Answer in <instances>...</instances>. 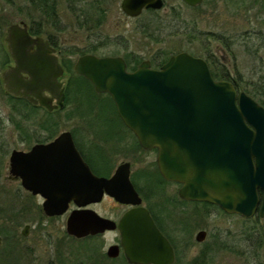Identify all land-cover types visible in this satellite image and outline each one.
<instances>
[{"label": "water", "instance_id": "water-1", "mask_svg": "<svg viewBox=\"0 0 264 264\" xmlns=\"http://www.w3.org/2000/svg\"><path fill=\"white\" fill-rule=\"evenodd\" d=\"M143 1L163 6L162 0ZM187 1L197 4L202 0ZM23 34L28 38L25 49L14 47L12 55L23 63L35 84L39 82L41 89L47 88L57 97L55 105L42 97L40 103L50 110L63 106L58 80L64 72L62 66L55 55L48 58L28 50L36 40L27 30ZM76 62L75 70L92 81L97 92L111 94L117 112L141 145L158 148L162 174L186 181L184 196L215 201L228 212L251 217L259 205L261 188L264 213V106L255 98L244 91L238 93L229 81L216 80L203 57L186 51L172 55L160 69H153L145 59L136 70L128 71L121 56L88 54ZM48 66L57 70L53 73L55 86L49 82ZM71 134L64 131L27 153L15 150L12 177L21 176L26 189L47 197L44 210L49 216L66 212L71 200L78 206L98 202L104 189L123 203L138 205L125 212L118 224L94 209H75L68 217L67 231L82 238L118 227L130 263L172 264L174 249L149 210L140 204L142 198L130 180V163L121 164L111 178L95 175ZM117 247L108 251L113 257Z\"/></svg>", "mask_w": 264, "mask_h": 264}, {"label": "flooded vegetation", "instance_id": "flooded-vegetation-1", "mask_svg": "<svg viewBox=\"0 0 264 264\" xmlns=\"http://www.w3.org/2000/svg\"><path fill=\"white\" fill-rule=\"evenodd\" d=\"M162 1L164 4L159 8L149 5L143 0H0V176L3 165L6 166L4 164L6 155L9 156L6 168L9 171L10 156L15 150L30 152L34 146L48 144L65 131L56 133L58 121L54 113L58 108L50 110L47 106L42 105L39 100L42 97L51 102V105H55L57 103L56 95L47 88L41 89L39 82L35 84L32 81V76L24 70L23 63H18L12 55V48L14 47L18 50L25 49L23 43L28 38L23 34L24 31L27 30L30 38L36 40L35 44L26 47L28 50L36 55L42 53L48 58L55 55L64 67L63 76L59 79L63 83L65 107L70 101V92L68 90L69 83L64 80V76L71 72L69 66L73 64L74 67L75 65V62H73L74 55L80 57L87 53H94L98 56H122L127 62L128 70H136L145 59L150 61L153 68H160L166 62L165 60L161 62L160 52L146 57L130 49L126 50L127 52L124 54H117L113 49L112 51L109 50L110 47L114 48L130 43L132 35L128 28L133 29V37L140 34L139 40L149 43L153 42L155 37H158L161 28H164L169 18L175 17L181 21L182 34L185 33L192 40H200L201 32L199 31L196 34L195 31L197 22L184 19L181 13L185 7L193 12L200 11L206 0H202L197 4H192L187 0ZM62 5H65L74 16L71 20L72 24L91 32V35H89L91 40H86L88 45L84 49L79 47L80 51L72 52V50H68L64 47L66 41L62 40L59 32L48 30L50 26L59 29L62 21ZM25 11L28 14L26 19L24 18ZM106 24L112 28H124V33L113 35L105 32L103 28ZM62 27L65 26L62 25ZM13 31L17 32L16 36L11 34ZM211 35L214 39L223 43L225 50L230 49L226 44L227 39L223 37L224 35L214 33H211ZM14 42L18 44L14 46ZM182 51L196 55L188 50ZM206 51V54L201 57L207 61L212 76L216 80L232 82L238 91H246L249 85H252L245 82L242 77L237 78V76L231 75L233 68L229 67L223 54L218 56L216 53L218 51L211 46ZM136 59H139V61L136 62ZM48 68L49 82L53 84L55 77L53 73L57 70L53 66L52 68L48 66ZM214 70L216 73H213ZM53 85L55 86V84ZM263 87L264 85L260 84L254 89L261 92L264 90ZM26 90L27 94H25ZM41 90L43 91L41 92ZM41 111L45 114L43 118L39 116ZM119 119L126 132L121 138L124 148H112V152L109 154H105V147L102 146L103 140L100 138L96 141L97 143L94 137V141L83 140L79 145L75 140L77 132L89 129L90 125L88 123H90V120L88 118L82 119L84 127L81 130H69L81 155L97 175L110 178L122 162L128 161L131 164V179L143 199L142 204L148 208L156 222L155 224L161 229L162 234H165L174 249L175 259L172 264L180 263V243L183 244L188 241V236H192L190 233L193 232H196L195 240L197 243L204 244L208 240L210 242L214 241V243L206 245L203 250H199L191 263L208 264L212 261L208 254L209 251H215V247L219 244L220 246L223 245L221 241L223 238L220 235L214 234V238H211L213 228L209 227L208 220L212 218V215L225 218L231 215H239L247 220L252 219L259 223L264 219V213L261 212L260 208L263 202L261 188H258L260 202L256 207L257 210L252 217L248 218L240 213L226 211L215 201L193 200L184 196L182 191L185 188L186 181L166 178L160 172L157 160L152 161L155 166H153L154 169L152 168L151 172L155 175V178L150 180L154 185L150 190L143 191L141 186L134 180L133 159L129 156H122L123 159L115 167L117 158L113 155H118L121 151H128L127 154L133 156L134 152L137 153L138 150L139 153L155 152L158 156V149L143 148L135 133L132 132L133 130L123 122L121 117ZM254 161H256V158H254ZM109 162H112L110 172L101 171ZM20 178L19 176L17 179H9L7 176L9 181L19 185V193H17L19 197L14 196L13 201L9 202L7 196H0L2 199L0 202V260L2 262L13 260L11 262L14 264H117L116 260L122 258L123 264H131L125 256V249L121 245V237L119 236L121 233L118 229L106 231H116L118 233L117 241L107 246V250L100 243L89 242L104 236L106 232L81 238L69 234L66 230L56 240L54 237L56 229L46 227L47 224L41 222L42 218L52 221L63 216L69 217L71 211L77 209L78 205L75 200H71L67 212L49 217L43 209V203L47 200V197L41 192L34 193L32 190L26 189L23 180ZM157 188H160V191ZM142 192H145L144 195ZM106 201L112 203L114 207H124V209L117 215L115 212L105 214L95 209L96 205H101ZM34 202L37 206L33 208L31 206L34 205ZM30 203H32L31 206ZM135 207L137 206L120 202L104 189L101 201L91 203V205L89 204L84 208L95 209L101 216L119 221L123 213ZM67 217H65L66 222ZM202 217L205 220L204 225L199 224ZM61 239L64 241L63 243L60 242ZM72 241H80L81 244H77L76 247ZM113 245L118 246V254L114 257L108 252ZM82 248L84 250L83 254L76 252ZM2 257L3 259H1Z\"/></svg>", "mask_w": 264, "mask_h": 264}, {"label": "rangeland", "instance_id": "rangeland-1", "mask_svg": "<svg viewBox=\"0 0 264 264\" xmlns=\"http://www.w3.org/2000/svg\"><path fill=\"white\" fill-rule=\"evenodd\" d=\"M62 9V21H59V29L50 26L48 30L56 33L59 32L62 40L66 41L64 47L68 50H72V52L80 51L81 49L78 48L84 49L88 45V41L86 40H91L89 39L91 32L84 30V28L76 27V24H72L71 20L74 18L72 13H70L65 5H62ZM24 13V18L26 19L28 16L27 11ZM181 14L184 19L197 22L195 24L197 27L195 31L196 34L199 31L201 32L200 40H192L189 38L190 36L185 35V33L182 34L181 21L175 17H170L153 42H141L139 40V36L141 35L136 34L133 37V29L128 28L132 35L130 43L114 48L110 47L109 50L112 51L113 49L117 54H124L127 52L126 50L130 49L146 57L155 55L158 52H160L159 54L162 57H166V55L188 50L196 55L203 56L207 52L206 49H209L211 46L214 50L218 51L216 52L218 56H222L221 54L225 56L227 64L230 68H233L231 75L237 76V78L242 77L245 82L251 83L253 85L251 89L264 84V0H206L200 11L193 12L185 7ZM62 25L65 27L63 28ZM103 30L113 35L124 33V28H112L111 26H107V24ZM191 32L193 33L192 30ZM211 33L224 35L223 37H226V44H228L230 49L227 48L225 50L222 45L223 43L214 39ZM77 57L78 55H74L73 61ZM64 80L69 83L70 101L63 109H57L54 113L58 121L56 133L67 129L81 130L84 127L82 119L88 118L90 120V123H88L90 125L89 129H84L75 135L78 145L83 140L94 141L95 137V142L99 138L103 140L102 146L105 147V154L111 153L112 148H124L121 138H123L126 132L123 124L120 122L118 112L111 97L103 93H97L92 86L87 84V82L85 83L77 79L72 73L66 74ZM39 116L43 118L45 116L44 112L41 111ZM127 152L121 151L118 155H113L117 158L115 167L123 159L122 156H129L134 161V180L141 186L143 191L150 190L154 185L150 180V176L155 178L151 170L155 166L152 161L157 159L156 153H139L137 150V153L134 152L132 156L128 155ZM8 159L9 156L6 155L4 157V164L6 166L3 165V169L1 170L0 196L5 195L9 202H12L14 196L17 195L19 197L17 194L19 193V185L7 179L9 173L8 169H6ZM111 163L109 162L101 171L110 172L112 169ZM146 170L149 175L146 174V177L143 178L145 176L144 172H147ZM157 190L160 191V188H157ZM145 192H142L143 195ZM1 200L0 198V202ZM32 203H30V206ZM36 206L37 204L34 202V205L31 207L34 208ZM167 206L171 207L170 205ZM95 209L105 214L107 212H115L117 215L122 212L124 207H114L112 203L106 201L101 205H96ZM215 213L217 212L215 211ZM65 217L67 216L52 221L42 218L41 222H45L47 224L46 227L49 226V228L56 229L54 235L56 240H58L61 233H65L66 231ZM208 221L209 227L211 226L214 230L210 229L212 232L211 238H214V234L220 235L223 238L221 240L223 245H217L215 251L211 250L213 253L209 251L208 254L212 261L208 264L264 263V219L259 223L252 219L247 220L239 215H231L226 218L212 215V218H209ZM199 224H205L203 217L199 220ZM190 234L192 236H188V241H185L183 244L180 243L179 256L181 261L178 264H192L191 262L199 250H203L206 245L214 243V241L210 242V240L204 244L197 243L195 240L196 232ZM117 235L116 231H108L104 236H100L89 242L100 243L107 250V246L117 241ZM60 242L63 243L64 241L61 239ZM72 243L75 246L81 244L80 241H72ZM83 251L82 248L76 252L83 254ZM9 261L2 262L0 260V264H14L11 262L13 260ZM116 263L123 264L122 258H118Z\"/></svg>", "mask_w": 264, "mask_h": 264}, {"label": "trees", "instance_id": "trees-1", "mask_svg": "<svg viewBox=\"0 0 264 264\" xmlns=\"http://www.w3.org/2000/svg\"><path fill=\"white\" fill-rule=\"evenodd\" d=\"M168 55H166V57H167ZM166 57H161L162 58V60H161V62L162 61H164V60H166ZM136 62H138L139 61V59H136L135 60ZM132 63V62H131ZM70 68H71V65L69 66ZM71 70H72V68H71ZM213 73H216V71L214 70L213 71ZM78 77V76H77ZM77 79H79V80H83L84 82H87L88 84H90V86H93L91 83H90V81L88 80V79H86L85 77H83V76H79ZM243 84V83H242ZM263 84V83H262ZM264 85V84H263ZM253 85H249V87H248V89L246 90V92L247 93H249L250 95H252L253 97H255L256 99H258V101H260L261 103H263V105H264V90L263 91H259V90H257V89H251V87H252ZM109 97H111V96H109ZM112 99V98H111ZM112 102H113V99H112ZM114 103V102H113ZM115 104V103H114ZM145 173V176L143 177V178H145L146 177V174L148 175V172H144ZM150 179H152V177L150 176Z\"/></svg>", "mask_w": 264, "mask_h": 264}]
</instances>
